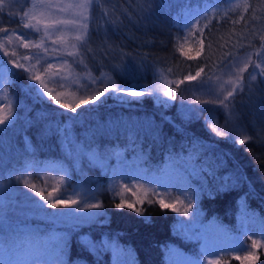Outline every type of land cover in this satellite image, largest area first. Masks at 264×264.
I'll return each instance as SVG.
<instances>
[{"label":"trees","instance_id":"obj_1","mask_svg":"<svg viewBox=\"0 0 264 264\" xmlns=\"http://www.w3.org/2000/svg\"><path fill=\"white\" fill-rule=\"evenodd\" d=\"M28 4L29 0H11L0 5V40L6 32L30 39L37 36L22 23L21 15ZM245 4L249 5L247 9ZM192 18L191 43L187 45L185 24ZM87 23V43L78 47L82 68L87 74L95 78L104 75L121 88L133 89L152 85L163 73L168 81H177L180 87L186 77H196L194 81L199 82L207 80L216 75L222 62L227 64L248 50L254 54L260 48L259 37L264 35V0H97ZM23 49L17 47L3 52L0 41V67H6L9 72L8 93L13 102L28 109L26 115L17 109L20 117L0 126V185L23 178V171L28 167L34 171L56 162L68 165L71 180L80 178L69 162L72 157L61 153L57 131L66 125L83 148L99 152H105L111 142L121 143L129 132L140 139V148H148L156 164L163 159V154L177 151L185 154L192 145L219 164L220 174L240 177L233 180L232 187L199 197V208L208 217L233 227L239 211L238 201L244 200L248 209L255 210L264 219V77L257 76L255 81H250L249 75L243 74L244 90L230 98L232 123L251 137L246 144L234 145L223 138H213L201 118L180 121L177 91L172 94L176 99H170L165 106L148 95L139 101L124 103L104 97L100 103L79 108L69 117L56 108L52 98L44 100L33 92L35 88L25 78L23 68L16 67L24 63ZM229 52L232 55L225 57ZM256 59L253 55L245 71L252 70ZM212 114L218 123L225 122V110L221 106L213 107ZM72 151L73 148L71 154ZM87 156L79 167L90 176V187L97 189L95 193L105 217L97 225L79 224L76 228L69 225L66 257L85 264H108L106 254L101 253L100 259L94 258L81 245V234L94 242L112 240L124 246L132 251L137 264H163L162 250L174 237L173 212L153 203L144 206L140 215L132 208H116L104 185L105 178L97 166L85 162L89 160ZM18 223L24 224L6 219L0 222V230ZM26 223L40 229L48 226L55 230L58 226L40 219ZM226 264L240 262L228 259ZM252 264H264V253L258 251Z\"/></svg>","mask_w":264,"mask_h":264},{"label":"rangeland","instance_id":"obj_2","mask_svg":"<svg viewBox=\"0 0 264 264\" xmlns=\"http://www.w3.org/2000/svg\"><path fill=\"white\" fill-rule=\"evenodd\" d=\"M10 1L4 0L3 6ZM34 2L39 4V0H29V4L24 10V12L29 13V17L22 20V23L23 25L24 23L35 24L36 20H40L41 23L38 27L41 30L39 32L28 28L37 36L30 39V37H23L19 33L6 32L0 41L3 52L17 47L25 48L23 49L25 50L23 60L25 57L27 59L24 60L22 65L24 68L29 69L28 72H25L23 68L25 78L33 84L35 88L33 92L39 97L45 100L55 96L56 100L52 101L57 105L56 108L72 117L77 109L98 104L105 99L104 97L124 103L134 100L139 101L144 95H148V92H152L153 94L148 96L165 106L169 103L170 98L164 95V92H170L172 95L177 91V116L180 121L186 123L201 118L205 129L211 131L207 127L205 117L211 116L216 120V117L212 114V109L218 104L192 103V101L208 100L213 97L207 94L208 88L200 87L199 81L188 80L187 77L183 85L179 87L177 81L170 82L165 77L167 81L165 83L160 76H157L152 85H144L133 89L123 88L125 91L119 93L108 91L105 96L96 100L99 92L104 91L106 88L109 90L112 88V82L104 75L98 78L92 77L82 68L81 54H79L78 48L79 42L75 39L76 30L71 25H55L49 29L50 35L45 36L44 34L43 25L45 23L52 24L56 19H70L72 18V10L61 13L55 8H33ZM51 2L67 4L77 2V0H51ZM42 12L43 15H41ZM23 13L21 17H23ZM193 22L194 18L189 20L188 27H185L184 32L187 37L185 42L187 45L191 43L189 42L191 40L189 31ZM41 38H43L44 45L48 49L47 53L44 52L43 48L38 49L32 46L40 43ZM25 44L30 46L25 47ZM73 44H76L77 48H73ZM54 49L56 51H53ZM68 52L78 54L69 56L67 55ZM249 53L252 52L248 50L233 60L238 68L243 67V60ZM37 58H40L41 62L39 64L36 62ZM256 60L258 62V59ZM65 61H68V63H65ZM251 71H245L243 74L249 75ZM30 75L40 79H29ZM216 75H220V72L218 71ZM62 77H67L66 80L62 81L63 87L53 82L60 80ZM7 79L8 76L5 74L3 81H0V96L4 94L5 90L8 92ZM222 79H228L227 71H225ZM93 80L96 83H92ZM40 81L47 85V93L45 88L41 87ZM158 84H164L163 88L156 90ZM215 90L213 81L212 91L215 92ZM228 90H231L230 85ZM130 92L145 94L133 97L129 94ZM220 98L222 99L223 96L221 95ZM11 100L13 115L9 119L12 122L15 118L20 117V114L24 113L26 115L28 109L17 101L13 102L12 97ZM56 101H59V103ZM61 105H67L68 107H61ZM205 105L211 106L206 107ZM197 107L201 108L202 111L199 112ZM72 108H76V112H72ZM17 109L20 114L16 113ZM188 109H195L196 111L189 113ZM8 111V102H0V118L5 116ZM219 124L223 125L224 122ZM6 125L8 124H4V126ZM235 126L239 130V135L234 136L233 140L242 138L244 135L243 130L237 125ZM69 130L70 126L66 125V128L63 130L59 128V131H57L59 142H61V153L72 157L69 158V162L74 169L76 168L80 178H77L76 181L71 180L68 165L63 162H56L34 171L32 167H28L23 171L22 176L25 175L23 178H15L13 181L8 180V182L6 181L3 185H0V222L9 219L15 223L17 220L24 223L11 225L10 227L6 226L0 230V243H3L5 247L20 245L16 249L17 255L13 256L14 259H30L38 248L43 247L44 240L51 236L65 238L68 245L67 235L69 233H67V228L69 225L75 228L79 224L91 223L97 225L100 219H104L105 214L102 213L101 207H83L84 204H97L99 201L95 193L97 189L95 187L91 188L89 185L90 176H86L87 173L84 174L85 171L80 170L79 167L80 161L87 155L89 160L85 162L89 161V165L97 166L100 175L105 178L104 185L108 189L110 198L116 204L123 202L126 208H130L127 205L131 204L132 211L138 215L142 213L143 207L150 203L161 206V199L165 204L170 205L166 208L167 210L172 211V207L178 209L176 212L172 211L174 221L171 232L174 237L169 240L170 242L162 250L163 264H187L190 260H199L201 264H226L228 259L238 260L240 264H252L258 251L264 253V238H262V235H264V219L258 216L255 210L248 209L244 200L238 201L239 211L233 227H227L216 218L208 217L205 211L199 208L198 200L203 193L210 195L213 191L222 190L224 187H232L233 184V180L228 179L232 175L220 174L219 164L214 162L213 158L208 156V153H203L198 147L191 145L185 154L180 151L163 154V159L156 164L150 158L148 148H140V139H135L132 133L126 132L121 143L115 142L113 144L111 142L110 148L105 149V152H99L83 148V144L75 141L73 133ZM211 134L213 138H223L216 136L213 132ZM223 139L234 145H240L234 143L233 140ZM71 148H73L72 154L70 153ZM33 173L34 177L31 175ZM25 180L35 184L37 191L34 192L31 188L26 187ZM60 190L64 191L69 202L76 200L77 204L71 207H64L63 205H58L57 208L50 207L49 201ZM37 192H41L45 197H48L49 193L53 195L49 197V201H45L41 199ZM169 193L170 195H168ZM183 193H187L188 198ZM189 203H191V208H188L189 215L185 216L182 213ZM40 205H43V207H40ZM77 207H81L83 210L77 211ZM58 213H67L68 215H56ZM36 219L49 221L52 225L56 224V226L58 225L57 229L54 230L48 226L45 229H40L25 224V221L29 220L30 222ZM79 241L85 249L92 253L91 255L94 258L100 259L106 254L108 264H117V260L121 261L122 264H137L133 253H131L132 251L112 240L99 239V241L94 242L90 237L80 234ZM85 241L88 243L85 244ZM253 241L256 242V246L253 245ZM105 242L108 245H115L117 252H114L110 246L106 247ZM67 252L68 247L64 256L67 264H85L82 260L73 261L66 257ZM7 258V254L0 253V264H4Z\"/></svg>","mask_w":264,"mask_h":264},{"label":"snow or ice","instance_id":"obj_3","mask_svg":"<svg viewBox=\"0 0 264 264\" xmlns=\"http://www.w3.org/2000/svg\"><path fill=\"white\" fill-rule=\"evenodd\" d=\"M27 2V0H26ZM4 3V0H0V5ZM97 3V0H77V2L74 3H67V4H61V3H52L51 0H39V4L33 3L32 7H40V8H47V9H58L61 13H67L69 10H72L70 19H56L53 21L52 24L45 23L43 25V30L45 36L50 35L49 29L54 27L55 25H64L68 26L71 25L77 32V35L75 37L76 41L79 42L80 47H83L87 43V36H88V28L89 24L87 21L90 19V11L93 7V5ZM235 7H239V4H236ZM244 7L247 9L249 5L245 4ZM216 9L213 8V11ZM205 15H207V10H205ZM43 15V12L41 13ZM105 15H107V12H105ZM199 15V14H197ZM29 17L28 12L23 13L22 20L27 19ZM34 18V17H33ZM41 21L36 20L35 24L32 23H24L25 28H32L35 32H39L41 29L38 27L40 25ZM185 27L187 28L188 25L186 24ZM187 39V37H185ZM261 44L260 48L256 50V52L249 53L243 60V67L238 68L236 62L230 61L227 64L221 63V66L218 68V71L220 72V75H216L214 77H208L207 80H203L200 82V87H206L208 88L207 94L210 97H213L208 100H196L192 101V103L197 104H218L225 110V122L223 125L219 124L213 117H205V121L207 123V127L211 129V132L215 133L218 137L227 138L228 140H233L234 136L239 135L238 128L232 124V121L234 119V113L232 110V107L230 106V98L234 96V94L237 91H243L244 90V76L243 73L245 70L249 68V64L252 62V57L255 55L258 59V62L254 63L252 65V71L249 74V80L255 81L257 79V76L264 77V35H260L259 37ZM179 40V37H178ZM55 43V41H54ZM25 47H29L30 45L25 44ZM36 48H43L44 52L47 53L48 49L44 45L43 38H41L40 43H37L35 45H32ZM73 48H77L76 44L72 45ZM209 48H211V44L209 45ZM53 51H56L55 49ZM7 54V53H5ZM15 54V53H14ZM78 53L76 52H68L67 55L69 56H75ZM199 55V53H198ZM225 57L231 56L232 54L225 53ZM27 59V57H25ZM12 63H15L14 61H10ZM36 62L39 64L40 58H37ZM65 63H68V61H65ZM16 67L18 68H24L22 64H16ZM51 67V65H49ZM259 70V71H256ZM25 72H28V68H24ZM225 71H227L228 79L224 80L222 79L223 75L225 74ZM5 74H9L8 69L6 67H0V81H3V77ZM55 75V74H54ZM200 73H197V76H199ZM160 78L167 83L166 78L164 77L163 73H161ZM29 79H35L39 80V77H32L29 76ZM67 77H62L60 80L53 81L54 83H57L58 86L63 87V80H66ZM188 80H194L196 77H187ZM213 81L215 83V92L212 91L213 87ZM41 87L45 88V92L47 93V85L40 81ZM92 83H96L95 80L92 81ZM231 86V90H228V86ZM164 84H158L156 85V90L162 89ZM38 91V90H37ZM108 91L112 92H123L125 89L121 88L119 85L115 83V81H112V88L105 89L104 91H101L96 96V100H99L100 97L105 96V94ZM226 93V94H225ZM133 97H137L140 95H144L145 93H137V92H130L129 93ZM148 95H152V92H148ZM164 95L169 96L170 99H176L175 96L171 95L170 92H164ZM221 95L223 98L221 99ZM53 100H56L55 96L51 97ZM7 101L9 105V111L8 113L0 118V125L4 124H10L11 120L9 117H12V100H11V94L5 90L4 94L0 96V102ZM59 103V101H56ZM61 107H68L67 105H61ZM72 112H76V108L71 109ZM189 113H193L196 110L195 109H188ZM251 139L250 136L247 134H244L242 138L233 140L234 143H239L241 145L246 144ZM63 179V178H62ZM229 180H239L240 177L238 175H234L232 177L228 178ZM26 187L31 188L34 192L37 191L36 185L29 183L27 180L24 181ZM38 195L41 196V199L45 201H49V197H52V193H49L48 197H45L41 192H37ZM186 198H188L187 193H183ZM170 195V193L168 194ZM183 203V201H181ZM76 200H71L69 202L68 199H66L64 191L60 190L55 194V197L49 201V206L52 208H57L58 205H63L64 207H71L73 205H76ZM160 205L162 208H168L170 207L169 204H165L163 202V199L160 200ZM116 208H122L125 207V204L123 202L118 203L115 205ZM40 207H43V205H40ZM83 207L85 208H100L101 205L99 203L97 204H84ZM127 207H132L131 204H128ZM188 208H191V203L188 204L187 208H185L184 212L182 213L185 216L189 215ZM77 211H82L83 209L81 207H77ZM172 211L176 212L178 209L176 207H172ZM142 214V213H141ZM56 215H68L67 213H58ZM198 215V214H197ZM183 223V222H181ZM262 238H264V235H262ZM85 244L88 242L85 241ZM253 245L256 246V242L253 241ZM105 246L112 247L114 252H117V249L115 245H108L107 242H105ZM20 247L19 244H16L14 247L9 246L5 247L3 243H0V253H3L4 255L7 254L8 258L5 259L4 264H67V262L64 260V256L66 255L67 250V243L65 238L61 237H55L51 236L44 240L43 247L38 248L36 252L32 255L30 259H19V258H13V256L17 255L16 249ZM117 264H122L121 261L117 260ZM187 264H201V261L199 260H190L187 262Z\"/></svg>","mask_w":264,"mask_h":264}]
</instances>
